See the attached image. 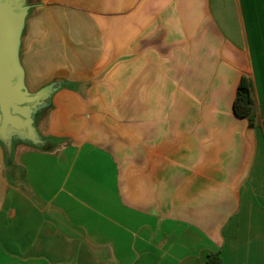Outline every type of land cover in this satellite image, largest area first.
Returning <instances> with one entry per match:
<instances>
[{
    "label": "crops",
    "instance_id": "obj_1",
    "mask_svg": "<svg viewBox=\"0 0 264 264\" xmlns=\"http://www.w3.org/2000/svg\"><path fill=\"white\" fill-rule=\"evenodd\" d=\"M27 3L26 84L62 85L55 140L0 141V264H264V0Z\"/></svg>",
    "mask_w": 264,
    "mask_h": 264
},
{
    "label": "water",
    "instance_id": "obj_2",
    "mask_svg": "<svg viewBox=\"0 0 264 264\" xmlns=\"http://www.w3.org/2000/svg\"><path fill=\"white\" fill-rule=\"evenodd\" d=\"M29 8L27 0H0V141L8 155L15 140L45 142L36 118L62 85L52 82L31 91L26 84L20 49Z\"/></svg>",
    "mask_w": 264,
    "mask_h": 264
},
{
    "label": "trees",
    "instance_id": "obj_3",
    "mask_svg": "<svg viewBox=\"0 0 264 264\" xmlns=\"http://www.w3.org/2000/svg\"><path fill=\"white\" fill-rule=\"evenodd\" d=\"M234 111L237 115L246 117L249 120L250 126L253 127L257 125L256 120L258 114H257L256 100L254 96V84L252 79L247 75H243L238 84L236 96L234 99ZM41 137L45 139V141L55 140L53 137H43L42 135ZM26 142H29L36 146H41L43 144V143H33L31 141H26ZM208 264H223L220 251L209 252Z\"/></svg>",
    "mask_w": 264,
    "mask_h": 264
}]
</instances>
